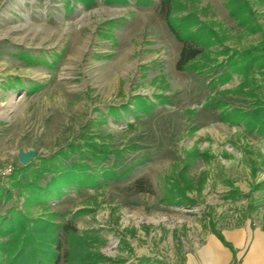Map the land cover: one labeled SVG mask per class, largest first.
<instances>
[{"label": "rangeland", "instance_id": "obj_1", "mask_svg": "<svg viewBox=\"0 0 264 264\" xmlns=\"http://www.w3.org/2000/svg\"><path fill=\"white\" fill-rule=\"evenodd\" d=\"M175 1V17L196 18L193 32L217 34L204 47L206 68L177 69L183 43L163 0H0V166L14 168L0 182V216L54 223L60 264L89 254L107 264H186L209 233L264 228V136L245 117L264 105V66L247 81L223 78L229 56L262 45L264 0H247L252 32L228 0ZM93 139L110 162L90 155ZM20 151L34 159L14 179L25 167ZM51 155L61 169L81 164L99 178L79 184L74 175V184L27 199L15 183H49L51 174L34 171ZM110 165L120 171L105 178ZM67 223L75 237L61 229Z\"/></svg>", "mask_w": 264, "mask_h": 264}, {"label": "trees", "instance_id": "obj_2", "mask_svg": "<svg viewBox=\"0 0 264 264\" xmlns=\"http://www.w3.org/2000/svg\"><path fill=\"white\" fill-rule=\"evenodd\" d=\"M82 2L88 4L93 3L94 0H82ZM175 2V0H163L162 11L163 17L165 18L171 32L180 42L183 43V48L177 63V69L179 71H192L195 68H206L210 65L207 62L210 59L209 54L205 51L204 47L208 45V42L212 43L217 34L213 29L208 30L206 27L200 29L198 33L193 32L192 29L193 26H195L196 18L192 15L181 18L175 17L173 11V5ZM138 3L148 5L152 3V0H139ZM227 6L230 10V15L239 20L241 25L248 26L251 32L256 30L254 26L250 27V23H252V21L254 22V13L251 4L247 0H228ZM255 26L259 27L258 31L261 30L260 25L256 24ZM200 32L208 33H206L205 37L203 34L198 35ZM192 37L193 41L197 40V44L192 41ZM229 52V50H225V52H222L221 54H228ZM213 62L218 63L217 60H214ZM255 64H258L259 67L264 66V39L260 47L244 49L241 52L235 51V54L229 56L225 65L231 71H229L230 74H227L226 77L223 78H230V76L232 77L231 73H236L240 74L241 77L247 81L250 77L249 73H251L250 71ZM243 86L241 89L244 88ZM136 99L142 100L141 97H137ZM260 103L264 104V101H261ZM114 113L115 111H112V114ZM252 116L253 118L250 119V114H245L246 120H251L249 121L251 127L264 136V105L258 106L257 110L252 113ZM102 146L103 145L93 139V150L88 152L98 160H106L110 162L109 157H107L110 152L105 150ZM68 148L76 150V146L74 145H70ZM101 154H103V157H101ZM58 155L61 156V153L59 152ZM58 155H51L48 158L41 159L42 167H39L34 171V174L36 175L35 177L37 178L45 173L51 174L52 179L49 183L39 185L36 180L29 181L28 179L22 183H15V186L18 185L26 188V193L24 192L21 195H27L26 197L29 199L50 190L57 191L60 185L74 184L73 182L76 180L74 175H77L79 178H84V181H78V183L80 182L79 184L85 182V180L95 181L99 178L98 175L88 174L85 170V166L81 164L73 163L72 167L61 169L54 163L56 158H58ZM31 164L32 163L18 169L14 173L13 178L17 179L19 173H25L31 167ZM80 170H83L84 172L80 173ZM105 170V178L116 176L120 171L118 167H113L112 165H110V169L106 168ZM120 176L122 177L123 175ZM138 184L140 191L143 192L144 189L142 185L140 182ZM181 194L184 195L185 192L182 190ZM55 228H57V226L55 227L54 223L44 219H38L33 222L29 219L21 220L17 213L12 214L10 219L8 217L0 216V253L6 254L5 263L31 264L29 262L31 261L34 262V264H50L51 262H53V264H60L62 239L57 233H55ZM61 229L65 231L68 238H70V236L75 237L78 232L76 227L72 226L70 223L65 224ZM215 234L222 242L230 247L220 232L215 231ZM81 240L83 241V239ZM83 249H86V245L83 246ZM83 251H80L79 254H83ZM72 253L75 254V249L66 251V255L68 256ZM48 257L50 258L48 259ZM77 259V264H107V260L104 259V257H99V255L95 254H89L87 256L79 255Z\"/></svg>", "mask_w": 264, "mask_h": 264}, {"label": "crops", "instance_id": "obj_3", "mask_svg": "<svg viewBox=\"0 0 264 264\" xmlns=\"http://www.w3.org/2000/svg\"><path fill=\"white\" fill-rule=\"evenodd\" d=\"M220 233L228 247L214 233L186 255V264H264V228L247 222L223 228Z\"/></svg>", "mask_w": 264, "mask_h": 264}, {"label": "water", "instance_id": "obj_4", "mask_svg": "<svg viewBox=\"0 0 264 264\" xmlns=\"http://www.w3.org/2000/svg\"><path fill=\"white\" fill-rule=\"evenodd\" d=\"M34 159V154L32 152H19V160L24 165L27 166Z\"/></svg>", "mask_w": 264, "mask_h": 264}, {"label": "built area", "instance_id": "obj_5", "mask_svg": "<svg viewBox=\"0 0 264 264\" xmlns=\"http://www.w3.org/2000/svg\"><path fill=\"white\" fill-rule=\"evenodd\" d=\"M13 170L14 168L10 166V164L0 166V182L8 178L12 174Z\"/></svg>", "mask_w": 264, "mask_h": 264}, {"label": "bare ground", "instance_id": "obj_6", "mask_svg": "<svg viewBox=\"0 0 264 264\" xmlns=\"http://www.w3.org/2000/svg\"><path fill=\"white\" fill-rule=\"evenodd\" d=\"M124 66H125V64H123V63L119 65L120 68H124Z\"/></svg>", "mask_w": 264, "mask_h": 264}]
</instances>
